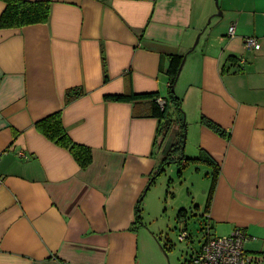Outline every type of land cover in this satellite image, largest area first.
<instances>
[{
  "label": "crops",
  "instance_id": "1",
  "mask_svg": "<svg viewBox=\"0 0 264 264\" xmlns=\"http://www.w3.org/2000/svg\"><path fill=\"white\" fill-rule=\"evenodd\" d=\"M27 1H50V17L0 29V264H167L168 246L135 220L177 144L185 159L203 151L220 168L201 217L218 236L242 230L246 253L264 264V0ZM172 55H186L175 86L186 129L176 125L158 150V120L135 114L149 103L106 97L166 98ZM73 88L83 95L67 104ZM58 111L71 139L92 149L88 168L37 130ZM191 169L209 194L215 169L191 163L184 182Z\"/></svg>",
  "mask_w": 264,
  "mask_h": 264
},
{
  "label": "trees",
  "instance_id": "2",
  "mask_svg": "<svg viewBox=\"0 0 264 264\" xmlns=\"http://www.w3.org/2000/svg\"><path fill=\"white\" fill-rule=\"evenodd\" d=\"M6 4V8L0 17V29H19L36 24H45L48 22L50 17V1H35L30 2L27 0H0ZM186 55H172L169 57V67L167 69V77L169 79V90L170 93L166 98H162L158 93H147V94H122L115 96H107L106 100L114 102H136V101H147L149 103L148 112L146 114L135 113L138 117H148L158 120V129L154 139V146L160 150L163 142L168 137L169 133L173 130L176 125H183L186 129V122L184 118V111L182 109V100L177 96L175 89V82L178 76V71L181 63ZM83 95V89L73 88L66 92V103H71L74 99ZM202 123L215 131L226 135L227 133L216 126L210 120L202 117ZM36 128L46 138L55 143L56 145L68 149L73 155L74 159L78 162L82 169L88 168L92 163V149L88 146L75 143L68 132L66 131L61 112L58 111L54 114L47 116L46 118L36 123ZM183 144V143H182ZM181 145L177 144L176 148L172 150V154L168 155L164 161H162V168L167 166L169 163H178L179 171L178 177L182 179L183 171L186 166L191 163H204L212 166L215 172L212 174V185L208 194L207 203L205 206V213H208V208L211 199L214 194L216 186L215 174H219L220 168L217 166L213 159L205 152L201 151L199 156L194 159H185ZM178 151L176 159H172L175 152ZM185 159V163H183ZM158 172V171H157ZM156 172V173H157ZM154 173L150 179V183L154 182V177L157 175ZM160 173V172H159ZM149 183V184H150ZM142 199L138 201L137 212H136V226H143L140 217V205ZM195 211H199V206L194 207ZM188 210L181 209L177 214V219L180 222L183 221L184 226L179 235V240L183 241L191 237V233L188 228V221L191 217L197 216V214H189ZM203 224L201 225L202 237L200 239L201 247L202 243L209 233L212 236H218L213 228L212 222L209 219L203 218ZM182 223V222H181ZM240 230V229H239ZM242 231V230H241ZM243 232V231H242ZM183 237V239H180ZM161 245L160 239H157ZM162 249L166 250V244L161 245ZM201 250V249H200ZM167 251V250H166ZM197 254V253H196ZM194 256L191 257L192 260ZM190 260H186L190 262Z\"/></svg>",
  "mask_w": 264,
  "mask_h": 264
},
{
  "label": "rangeland",
  "instance_id": "3",
  "mask_svg": "<svg viewBox=\"0 0 264 264\" xmlns=\"http://www.w3.org/2000/svg\"><path fill=\"white\" fill-rule=\"evenodd\" d=\"M171 152L172 150L169 152V155ZM161 168L162 166L160 165L159 168L154 169L155 173L158 172L140 205V220L142 225L145 226L146 231L144 232L152 236L155 234L160 237L162 243L168 246V251L166 252L170 261L166 260V263L182 264L193 251L192 248L197 249L200 245L202 237V230L200 228L201 225H204L203 217H201V213L194 210V207L199 206L200 211H202L208 194L200 184L203 182L202 179L197 177L194 184L189 173L192 172L194 176L193 169L186 172L185 178L188 181L184 182L183 178L179 179L178 177V163H169L160 171ZM177 208L178 210L180 208L188 210L190 216L194 213L197 214V216L191 217L188 221L191 237L183 241L179 240L180 225L175 223ZM175 226L178 227L177 230ZM162 254L166 258L165 252L162 251ZM258 263L259 260L254 259L253 264Z\"/></svg>",
  "mask_w": 264,
  "mask_h": 264
},
{
  "label": "built area",
  "instance_id": "4",
  "mask_svg": "<svg viewBox=\"0 0 264 264\" xmlns=\"http://www.w3.org/2000/svg\"><path fill=\"white\" fill-rule=\"evenodd\" d=\"M234 33L235 28L231 27L229 35L233 36ZM245 42L250 49L260 48L255 38H246ZM244 241L245 235L239 229L234 230L229 236H212L208 233L201 250L194 255L189 264H253V259L244 249Z\"/></svg>",
  "mask_w": 264,
  "mask_h": 264
},
{
  "label": "water",
  "instance_id": "5",
  "mask_svg": "<svg viewBox=\"0 0 264 264\" xmlns=\"http://www.w3.org/2000/svg\"><path fill=\"white\" fill-rule=\"evenodd\" d=\"M216 2H217V6H218V0H216ZM218 10H219V7H218ZM218 16H220L221 15V11L219 10L218 11V14H217ZM199 37L200 36H198V38H197V40H196V42H195V44H194V46H193V48H192V50L191 51H193L194 49H195V47L198 45V43H199ZM185 61H186V56H185V58L183 59V61H182V63H181V66H180V68H179V71H178V76H177V79H176V82H175V86H176V83H177V81H178V78H179V76H180V73L182 72V69H183V67H184V63H185ZM175 86L173 87V90L175 89ZM186 131H185V135H184V144L183 145H185V141H186Z\"/></svg>",
  "mask_w": 264,
  "mask_h": 264
}]
</instances>
